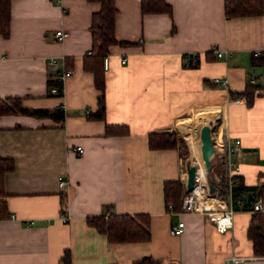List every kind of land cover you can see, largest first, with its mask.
<instances>
[{
	"label": "crops",
	"instance_id": "crops-1",
	"mask_svg": "<svg viewBox=\"0 0 264 264\" xmlns=\"http://www.w3.org/2000/svg\"><path fill=\"white\" fill-rule=\"evenodd\" d=\"M113 1L115 37L128 43L108 47L105 115L96 119L89 114L97 109L100 90L82 64L100 3L11 0L9 35H0V98L19 97L31 109L61 104L64 119L0 115V157L14 162L3 177L13 217L0 219V264H60L65 250L70 264H133L143 256L152 264H227L232 254L259 256L246 235L252 212L245 205L235 206L233 225L223 232L201 213L168 212L164 182L179 180L184 192L192 160L178 146L150 148L148 134L180 132L192 119H178L201 106L195 121L214 119L216 140L223 147L241 146L240 154L230 155L239 166L231 174L244 186L264 183V89L255 90L250 104L230 94L243 91L250 77L264 88V67L253 54L264 49V11L226 17L224 0H165L170 16L142 13L140 0ZM58 28L68 31L63 40L54 38ZM212 46L226 53L217 57ZM187 53L197 54L196 65H185ZM66 56L74 72L62 82V95L50 96L48 77L64 70ZM214 77H227L228 86L213 83ZM106 125H123L128 132L106 134ZM221 170L227 174L226 163L215 155L207 174L213 181L212 171ZM59 178L67 186L58 187ZM246 195L240 196L245 203ZM106 206L117 214H146L149 239L109 242L86 221ZM179 219L184 231L170 235L169 226ZM260 261L264 258L238 264Z\"/></svg>",
	"mask_w": 264,
	"mask_h": 264
},
{
	"label": "trees",
	"instance_id": "trees-1",
	"mask_svg": "<svg viewBox=\"0 0 264 264\" xmlns=\"http://www.w3.org/2000/svg\"><path fill=\"white\" fill-rule=\"evenodd\" d=\"M98 1L100 8L92 13L91 17V36L92 43L88 54L83 56L82 67L86 71H90L94 77V85L100 90L97 99V109L89 114L90 117L96 119H104L105 115V77L103 68V57L107 55L108 47L111 44H126L128 41L118 40L114 34V19L116 7L113 0H88ZM11 0H0V35L8 37L10 31V6ZM140 9L142 13L164 12L172 15V8L165 0H140ZM264 11V0H224V14L226 17H241L250 15H259ZM174 26L172 25V30ZM65 68H71L73 60L71 57L64 58ZM260 65L261 58L255 59ZM197 63V60H196ZM190 65L194 66L196 65ZM48 88L57 87L55 94L48 92L50 96H61L62 81L59 78V72L50 75L47 81ZM264 89L258 87L247 79L245 89L241 92H230L232 96H245L246 103L250 104L255 96V90ZM258 90V91H259ZM263 91V90H261ZM257 94H259L257 92ZM9 113H20L37 117H50L52 119L63 121L64 110L62 107L52 109H31L21 105V99L0 98V115ZM128 128L123 125H106V134H125ZM148 146L150 148H174L179 147L180 153H187V145L175 130L150 132L148 134ZM14 168L12 158L0 157V219L6 218L9 214L3 188L4 174ZM223 170L220 171L222 174ZM209 181L212 182L211 176L208 174ZM231 188V197H237L247 194L249 191L254 195L260 194L264 203V183L254 186H244L239 181ZM219 194L223 197L228 196V187L226 179L222 176L220 181ZM164 201L167 208L168 204H172L174 211L179 209L183 196L182 183L179 180L165 181L163 185ZM249 208V204H244ZM86 221L93 226L99 233L104 234L109 242H131L147 240L150 237L148 216L146 214H117L111 210L110 206H106L99 215L88 216ZM246 235L252 244V252L256 255L264 254V216L260 212H252L249 219ZM71 254L65 250L60 258V264H70ZM133 264H152L151 257L143 256L136 260Z\"/></svg>",
	"mask_w": 264,
	"mask_h": 264
},
{
	"label": "built area",
	"instance_id": "built-area-1",
	"mask_svg": "<svg viewBox=\"0 0 264 264\" xmlns=\"http://www.w3.org/2000/svg\"><path fill=\"white\" fill-rule=\"evenodd\" d=\"M54 38L56 40H63L68 36V31L62 28H58L53 33ZM141 41V40H139ZM215 56L221 57L223 54L226 53L224 50H220L215 46H212L210 50ZM255 57L261 58L262 66L264 67V49H256L253 52ZM197 54L187 53L183 55L184 63L186 66H190L196 63ZM122 63L127 61V57H122L120 59ZM109 58L108 55L103 57V67L106 69L108 67ZM50 64H55L56 60L54 58L49 60ZM72 68H64L62 72L59 73V78L63 82L64 79L73 73ZM250 82H254V77H250ZM212 82L215 84H221L223 86H228V78L227 77H214L212 78ZM63 86L61 87V91ZM50 93L55 94L57 93V87H50ZM58 107H62L59 104ZM211 136L213 140L214 146V156L216 155L220 160L223 159L224 163H226L227 174L224 173L223 175L226 179L227 187H228V196L223 197L219 194L220 189V181L222 178V174L219 171H212L213 173V191H209L208 188V174L206 172V177L199 179L197 178V174L194 181V186L192 190H184L182 200L180 203L179 209L176 211L173 210L172 204L167 205V210L170 213H201L206 218L213 222L214 226L217 230L223 232L228 230L233 225V215L235 212V206L237 207H244L245 197H237L235 200L231 197V188L233 185L236 184V177L234 174H231V170H238L239 166L235 160L230 158V155L240 154L241 146L239 143L228 144L226 147L222 146L221 139L216 140L215 130L212 128ZM216 144L218 148H216ZM77 152H82V147L77 146ZM213 170V168H211ZM197 173V171H196ZM68 182L63 179H58V187L62 188L67 186ZM253 194V193H252ZM249 210L251 212H260L264 216V203L263 197L260 194H253L252 200L250 202ZM10 217H13V214H9ZM60 220L65 223L68 221L67 215H61ZM31 224V222H30ZM185 225L182 219L177 220V222L171 224L168 228V232L170 235H180L184 231ZM255 258H264V255L259 256H240V255H229L225 258L227 264H238L248 259H255Z\"/></svg>",
	"mask_w": 264,
	"mask_h": 264
},
{
	"label": "water",
	"instance_id": "water-1",
	"mask_svg": "<svg viewBox=\"0 0 264 264\" xmlns=\"http://www.w3.org/2000/svg\"><path fill=\"white\" fill-rule=\"evenodd\" d=\"M212 126L209 123H203L199 127V139H200V154L203 160V166L205 172H208L211 167V161L214 157V146L213 140L211 136ZM197 167L192 162L189 161L186 164V189L192 190L194 186V181L196 177ZM209 191H213L214 186L211 181L208 182ZM253 194L252 192H248L246 195V203L249 204L252 200Z\"/></svg>",
	"mask_w": 264,
	"mask_h": 264
},
{
	"label": "bare ground",
	"instance_id": "bare-ground-1",
	"mask_svg": "<svg viewBox=\"0 0 264 264\" xmlns=\"http://www.w3.org/2000/svg\"><path fill=\"white\" fill-rule=\"evenodd\" d=\"M197 122H199V120L196 121V124H197ZM186 123H188V122H186ZM203 123H205V122H202L201 124H203ZM200 125H198L195 129L193 128L194 129L193 130L191 125H189V124L185 125L184 124L180 128V133L183 135V137L185 138V141L187 142V144L189 146L191 160L197 166V173H196L197 178L202 179V178L206 177V173H204L203 160L201 158V154L199 151V143L196 142V138H199V127H200Z\"/></svg>",
	"mask_w": 264,
	"mask_h": 264
},
{
	"label": "rangeland",
	"instance_id": "rangeland-1",
	"mask_svg": "<svg viewBox=\"0 0 264 264\" xmlns=\"http://www.w3.org/2000/svg\"><path fill=\"white\" fill-rule=\"evenodd\" d=\"M257 80H260V78H257ZM201 106H198V107H196V109H194V110H192V111H190V112H188V113H186L184 116H182V118H180V119H178V120H181V119H185V118H190V119H192L191 120V122H188V123H185V125L186 124H189V125H191L192 126V129L194 128H196L198 125H200L202 122H207V123H209L210 125L212 124V127H214L215 128V126H217L216 125V122H215V120L214 119H212V120H210V119H205V120H199V122H197V124H196V121H195V118H197V112L198 111H201ZM204 119V118H203ZM177 120V121H178ZM200 123V124H199ZM194 125V126H193ZM193 129V130H194ZM175 130V129H174ZM176 132H177V134L185 141V138L183 137V135L176 129ZM200 139L199 138H196V142L197 143H199L200 141H199ZM185 143L187 144V142L185 141ZM188 145V144H187ZM199 146H200V144H199ZM199 150H200V147H199ZM189 154H190V149H189V146H187V155L189 156ZM189 161H190V159H189ZM188 161V162H189ZM209 172V171H208ZM207 172V173H208ZM260 262H263V264H264V261H260Z\"/></svg>",
	"mask_w": 264,
	"mask_h": 264
}]
</instances>
